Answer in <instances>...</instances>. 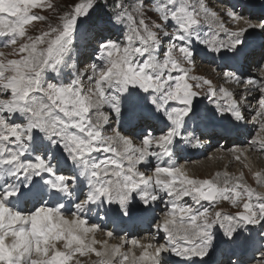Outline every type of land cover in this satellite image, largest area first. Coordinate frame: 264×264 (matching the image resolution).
Here are the masks:
<instances>
[{"label":"snow or ice","instance_id":"snow-or-ice-1","mask_svg":"<svg viewBox=\"0 0 264 264\" xmlns=\"http://www.w3.org/2000/svg\"><path fill=\"white\" fill-rule=\"evenodd\" d=\"M104 7L97 0H80L59 23H48L30 34L29 27L48 21L41 12L54 9L52 0H0V36L7 38L3 47L11 49L0 51V264H163L164 252L192 260L208 255L216 224L224 227L229 242L238 229L264 224V191L249 184L243 172L224 171L199 178L177 163L157 164L151 175L139 170L152 156H172L173 141L185 129L186 118L194 114L193 99L199 95L189 80L201 81L209 86L211 96L222 94L227 99L226 105L217 104L222 114L227 112L237 121L244 119L242 105L231 91L213 87L204 77L188 75L185 64H193L191 42L201 39L200 25L207 23L216 30L203 43L214 52L227 49L240 60L247 55L245 33L264 29V23L253 24L228 10L226 16L233 23L243 21L246 25L233 30L206 0H113L112 11L105 12ZM97 8L100 12L92 19ZM82 18L92 20L96 29L93 56L99 63L77 69L74 78L65 82L58 79L59 72L71 59ZM172 22L175 31L169 32ZM118 24L124 25L120 38L111 39L108 28ZM220 32L228 39H218ZM162 38H168L169 45L159 56ZM225 76L241 82L235 73ZM260 77H249L244 83L261 93L256 116L264 121V68ZM144 93L153 94L151 105L171 122L166 131L159 136L148 131L136 145L119 127L104 130L112 113L117 119L125 115L129 122L154 115ZM169 101L182 107L169 109ZM105 106L109 112L104 111ZM20 117L24 123L16 122ZM252 143L264 151V136L258 134ZM153 147L161 151L153 152ZM232 151L240 153L236 160H241V155L247 160L246 149ZM244 167L257 185L264 186V168L252 171L246 162ZM65 171L75 174L65 175ZM81 177L87 190L70 218L61 201L72 195V185ZM26 184L34 186L33 194L39 197V206L27 213L11 206L12 198L21 194V186ZM161 192L169 196V206L155 227L166 234L165 243L144 244L122 237L121 243L109 245L108 240L95 239L100 227L89 224L85 216L88 205L115 204L127 215L134 193L148 205L161 199ZM45 195L55 201L54 206L43 200ZM185 197L196 204L228 201L243 210L234 215H225L222 209L213 213L210 208L200 210L184 203ZM106 235L111 238L114 234ZM125 244L131 246L126 251ZM136 247L139 255L133 251ZM258 264H264V253Z\"/></svg>","mask_w":264,"mask_h":264},{"label":"rangeland","instance_id":"rangeland-1","mask_svg":"<svg viewBox=\"0 0 264 264\" xmlns=\"http://www.w3.org/2000/svg\"><path fill=\"white\" fill-rule=\"evenodd\" d=\"M208 1L209 0H206V2H208ZM249 1H252V0H249ZM78 2H80V0H52V3L54 5V9L44 10L42 12H41L40 9H34L33 11L41 12V14L46 15L49 19H48L47 22L37 23L35 28L29 27L30 34H36L39 30L46 28L48 23H52V24L59 23L60 22V18L63 16V14L66 13V12H70L73 9V6L76 3H78ZM97 2H98V4L105 5L103 11L109 12V11H112L113 10V6H112L113 5V0H97ZM128 2H132V0H128ZM253 2H257V3H259V5L260 4L261 5H264V0H253ZM214 4L215 5L216 4L217 5H220V3H217V2L214 3ZM215 5H213V7H212L213 9H215L217 7V5L216 6ZM220 8H221V6H220ZM222 8L226 12L228 10H234L235 12L239 13L242 17H245L247 19V16H244L246 14V12L240 13L241 11H240L239 8H237V9H231L230 8L229 9L226 6V4ZM99 12H100V9L97 8L96 11L91 14L92 15V19H95L96 18V14L99 13ZM226 12H225V15H226ZM150 15H152V18L154 20L156 19L155 14H150ZM260 17H262V15H259L255 19L253 18V19H249V20L251 22L253 21L252 22L253 24L254 23L256 24L257 22H259V21H261V20L264 19V17H262V19H260ZM90 24H92V20L83 19V18L78 22L77 32L75 34L74 41H73V49H74V51L71 53V59H69L67 61V64L61 67L60 72H59L58 79L67 82L68 79L74 78L77 69H81L82 70L84 68H88L89 65L92 64V63H99V61L96 60L95 57L93 56V50L96 47V43H97V41L94 39V37L96 36V31H94L93 33H91V34L88 35V37H89L88 40H90L89 41L90 43H86L85 44L84 40H78V39H84V36H85V39L87 38V36L85 35V31L88 30L87 28H88V26ZM225 25L228 28L230 27L228 24H225ZM117 26H121L122 28H124V25L118 24ZM231 26H232L233 29H236L237 27H241V25L238 26L235 23H232ZM243 27H246V25H244ZM112 31H113V27L109 26L108 31H107V35H109V37L111 39H114V40L115 39H119L120 38V32L115 33V34H112V33H110ZM167 31H169V32H174L175 31L174 22H172L171 25L167 27ZM198 31H199V34H200L201 39L200 40L193 39L192 42H191V47H192V50L194 52L193 64H191V65L185 64V67L189 69L188 75L190 77H204V78L212 81L213 87H215L217 89H219V88H225V89H227V90H229V91H231L233 93L235 90L232 87L229 86V81L231 82V81H235V80L234 79H231V78H228V77L225 76V73H233V72H230V70H228L226 67H223V66L215 67L216 65H214L212 63L205 62L202 59V57H201V55H203V54H216L217 53V52H214L211 49V47H209V45H207V44H205V43L202 42L204 39L211 38L212 37V34L216 31L215 30V27L214 26L213 27H209V25L207 23H203V24L200 25ZM250 31H252V29H249V32ZM249 32L247 31L245 33V39H246V36L248 37V33ZM0 37H2V40L0 41V51L10 52L11 51L10 48H4L3 47V43L6 41L7 38L4 37V36H0ZM217 38L220 39V40H227L228 39L227 35L225 33H223V32H220L219 33V36ZM82 42L85 44V45L83 44L84 46L81 45ZM177 43H179V42H177ZM168 45H169L168 38H162V44H161V47H160L159 51L157 52V55L162 56L164 50L168 47ZM198 45H200V46H198ZM193 46H194V48H193ZM85 53L87 55H85ZM218 53L220 55L231 54L227 49L222 50L221 52H218ZM73 65H75V66H73ZM261 68H264V49H263V52L260 53L259 63L257 61V64H253L248 69H249L250 72H253L256 75V76H254L255 78L260 79L261 78L260 77ZM222 73H223V75H221ZM179 74H180L179 72H174L173 73V75H179ZM56 75H57V73H51L50 74V76H56ZM239 77H241V82H240L241 84L244 83V81L247 80L246 79L247 76H245V75L244 76L243 75H240ZM222 80H225V81H222ZM188 82L194 86L193 87V90L194 91L198 92L201 97H204L203 98L204 100H205V98L207 99V102H206V110L207 111H210V113H207V114L211 117V119H209V118L207 119L208 121H212L213 123H215V122L216 123L226 122L228 124L231 123V121H235V120L232 119V116L229 113L225 112V113L222 114L219 110H217V104L218 103L225 104V105L227 104L226 101H222V99H223L222 98V94H218L216 97H213V96H211L208 93V87L209 86L207 84H202V82L201 81H198V80H189ZM226 82H227V84H226ZM196 84H201V87H199V88L195 87ZM245 86L246 85H244L242 87V91L240 90V93L238 95V98H236V99L237 100L244 99V101H247L245 103V105H248L247 106V108H248V107L253 106V102L254 101H250L249 99L246 100V98L248 97V95H250L251 93H253V90L251 88H247L246 89ZM248 86L249 87H252L250 85H248ZM144 95H146L148 97V103L151 105V99H152L153 94L152 93H144ZM260 98H261V95L259 93L258 99L260 100ZM176 102L177 101H169L168 102V105H166V107L169 108V109H171L173 107L174 108H177L178 105H175L174 104ZM207 103H209V105L211 106L209 109H207L208 106H209V105L207 106ZM250 103H252V104H250ZM256 104H258V103H256ZM155 107H156L155 105H151V108H152L153 112L156 114V113H158V111H155ZM257 110H259V107H258ZM215 113H220V114H222V116L217 117L215 115ZM166 119H167V117H166ZM191 121H192L191 116H190V118H187L186 119V122H185V132H182V135H183V139L181 138L182 141L185 138H187L188 140H192V138L188 137V134L192 131L191 130V126H192L191 125ZM259 121L261 122V120H259ZM16 122H18V123H24L25 121H24V119L22 117H20V118H17ZM235 122L238 123V121H235ZM170 126H171V122H170ZM113 128H116V126L115 125L110 126V127H106L105 126V129L104 130L106 132H111ZM257 130H259V129L257 128ZM162 132H164V131H162ZM159 134H162V133H159ZM187 139H185V140L187 141ZM186 141H183V143L181 142L182 143V145H181L182 148L185 147ZM231 143H235V141L232 140ZM220 144H221V142L220 143H217V145H215L213 147V149L210 150L211 152H209V153L207 152L205 155H203L201 157V159L196 160V161L193 160V161H195V164L194 163H191L190 164V162H187V163L190 164L189 165V168L192 167L189 170V172L190 171L193 172L192 174H194L195 172H196L195 174H198L199 171L201 172L202 169H198V167H196V163L197 162H201L203 160H210L213 157V154L216 153V150H218L220 148V146H221ZM151 151L156 152V150H151ZM176 154L177 153H174L173 157H171L170 160L167 159L166 161H164L162 163L161 162L158 163V159L157 158H154L152 164L149 163V165H148V172L150 174H152L151 172H152L153 168L157 164H163V165H167L169 163H177V164H183V165L186 164L184 161L178 160L177 159L178 156L176 157ZM98 155L103 156L104 153H99ZM178 155L180 157V154H178ZM181 159L183 160V157ZM218 162H219V160L216 161V163H218ZM255 163H256V168H258L259 170L262 169V168H264V162L263 163H262V161L259 162L258 159H257L255 161ZM253 167H255V166L252 164L251 165V169H253ZM144 168H145V170L143 171ZM225 169H226V166L223 169H220V171H225ZM139 170L145 172V174H146L147 169L142 164L139 165ZM217 172H219V166L215 167V165H213L208 171L205 170V171H203V174L200 173L201 176H196V177H199V178H211ZM240 172H243L244 173L245 178H246V180H247V182L249 184H251L253 187H256L259 191H264V189H262L261 187H259L255 183V180L252 177L251 171H249V170L245 171L244 164H234L233 163V164H231L229 166V173L234 174V175H238ZM72 173H74V172H72ZM64 174L65 175H69V176L70 175H73V174L70 173V171H65ZM147 175H149V174H147ZM81 180H83L82 177L80 178V180H77V183H75V185H73V186L75 188H77L78 187L77 185L80 184L79 182ZM73 190H74V188H73ZM86 190H87L86 187H83L80 184L79 185V188H77V191H78L77 193L81 194V193L85 192ZM139 197H140L139 195H137L135 193L133 194V200H132V203L130 205V211L133 210V209L142 208L140 206H136L135 203L133 202L134 199L135 200H138ZM38 199H39V197H38ZM83 199H84V195L82 194L81 198L78 197V202L80 200H83ZM162 199H164L163 203H161V200ZM169 200H170V198L166 194V195H164L158 201V204L162 206V208H161L162 212L158 210V207H160V206H158L157 207V211H159V213L161 212V214H160V217H159V219L157 221V224L160 223L161 217L164 216V214L168 211V208H166V207L169 205ZM184 200H185V202L183 201L184 203H186L188 205H191L193 208H196V205H198V204H196L193 201V199L191 197H185ZM37 201L38 200H36V203H35L37 206H35V204L31 206L30 205V202H27V206H25L23 208H25V210H27V208L30 210L34 206L33 209L30 210V211H34V209L39 206V202H37ZM201 202H203V203H201ZM201 202H200L201 204L199 205V208L197 207L198 209L203 210L204 208H210L213 213L215 212L214 210L219 211V210L222 209L223 212L225 213V215H234V213H232L233 211H237L238 212V211H242L243 210L242 207L233 206L228 201H219L215 205L209 204L208 201L207 202L201 201ZM139 203L140 204H138V205H142L143 206V204H141V203H143L142 200L139 201ZM132 205H133V208H132ZM150 205L151 204H148L146 206L149 207ZM29 206H30V208H29ZM90 206L91 205H88L87 208L85 209L86 213L88 212L87 210L89 209ZM164 206H165V209H164ZM218 206H219V208L217 209ZM115 207L118 209L119 206H115ZM94 208H96V207H94ZM229 210H231L232 212H230ZM69 213H70V211H69ZM72 213H73V211H71V214ZM71 214H68V216L71 217ZM87 219L89 220V218H87ZM89 222L90 223H93L92 220H89ZM219 225L220 224H216L214 226V228L212 229V232H214L213 236H215L214 237V240H213V243L215 242V244H212V247H211L212 249L210 248L209 249V252H208V255H206L204 257H210L212 255V253H214V251L218 249V245H220V243H221V240H220L222 238L221 236L226 237L225 235L222 234L223 232H220L219 229H217V226H219ZM254 228H255L254 225L253 226H250V228H244V229L242 228L241 231L238 232L239 235H237L234 238L235 241L233 243L234 244H238V245L245 244V246H247L250 243V241L252 239H254L255 233L257 231H258V239H260V241L263 240L264 239V224H260L259 227L255 228V231H254ZM103 230H104V232L108 231V229H102V228H100V231L103 232ZM109 230H111V229H109ZM215 231H217V232L215 233ZM153 232L154 231H152V233ZM118 234H120V231H119ZM142 234H145V233L143 232ZM125 235H126V233H124V235H120V236H125ZM118 237H119V235H118ZM162 239L163 238H161V240ZM157 241L159 242L160 240H157ZM125 247H126V245H124V248ZM124 248H123V250H125V251L128 250V246L125 249ZM263 253H264V251H263ZM170 254H171V252H164V253H162L161 258L162 259L163 258H166ZM162 256H164V257H162ZM91 259L94 260L95 257L93 256V258H91ZM261 259H262V253L260 254V256L257 259H254L253 262H251L250 264H258V261H261Z\"/></svg>","mask_w":264,"mask_h":264},{"label":"bare ground","instance_id":"bare-ground-1","mask_svg":"<svg viewBox=\"0 0 264 264\" xmlns=\"http://www.w3.org/2000/svg\"><path fill=\"white\" fill-rule=\"evenodd\" d=\"M220 3V5H217V7L214 9V10H216V11H218L219 13H220V16L223 18V20H224V22H225V24H228L230 27L229 28H231V29H233L232 28V26H231V24L233 23V22H231V20H229L230 18H228L226 15H225V10L222 8L224 5H225V3H222V2H220L219 0H209L208 2H206L207 4H208V6L209 7H213V5H215L214 3ZM242 2H244V0H242ZM252 2V3H251ZM247 3H248V6H250V7H254L255 6V9H263L264 10V5H262V7H260V6H258L259 5V3H257V2H253V0L252 1H248L247 0ZM215 5V6H216ZM227 5V4H226ZM220 6H221V8H220ZM238 8L240 9V6H238ZM213 9V8H212ZM237 9V8H236ZM243 12H246V14L244 15V16H247V19L249 20V19H255L256 17H258L257 16V14H259V12H257V13H249V12H247L245 9L243 10ZM242 12V13H243ZM262 17H264V16H262ZM262 17H260V19H262ZM243 18H245V17H243ZM246 18H245V20H247ZM253 22V21H252ZM255 24V23H254ZM259 24V23H258ZM239 25H241V27H243L245 24L243 23V21H241L240 23H239ZM238 25V26H239ZM233 30H235V29H233ZM255 30H252V31H250L249 32V30H248V37L246 38V41H248L249 40V42H252L254 45H258V41H254L253 39L255 38V37H257V34L259 33L260 34V28L257 30V31H255ZM115 32V31H114ZM113 31L112 32H110V33H113V34H115ZM257 39V38H256ZM2 40V37H0V41ZM252 43H250V44H248V48L251 46V44ZM198 46H200V45H198ZM193 48H194V46H193ZM200 49V48H199ZM263 49H264V47H263ZM263 49L261 50V51H257V52H254V51H252V50H249V51H247V56H246V59H245V61H244V64H246V62L248 63V62H250L251 63V66L253 65V64H257V61H258V63H259V56H260V53L261 52H263ZM235 61H237L236 59H235ZM242 65L241 66V69H242V73H244V74H240V75H245V76H247L248 78H249V76L250 77H254V76H256L253 72H250L249 71V67H247L246 65ZM257 68V67H256ZM221 75H223V73L221 74ZM246 77V79H248ZM222 81H225V80H222ZM226 84H227V82H226ZM242 85V86H241ZM244 85H246L245 83H237V82H235V81H229V86L230 87H232L235 91L233 92V94H234V96H235V98H238V95H239V93H240V90L242 91V87L244 86ZM241 87V88H240ZM245 88L247 89V88H251L252 90H253V93H251L250 95H248V97L246 98V100L247 99H249L250 101H257V99H258V96H259V91L256 89V88H254V87H249L248 85H246L245 86ZM247 94V93H246ZM260 95H261V93H260ZM206 99L204 100L203 99V103H202V105H201V107H200V111H206ZM222 101H226V102H228L227 101V99L226 98H223L222 99ZM238 101H240V103H241V105H242V108H243V111H244V120L246 121V133H247V135L249 134V137H246V135L244 134V136L242 137V136H240L239 134L237 135V137L236 138H233V139H229V138H227L226 136H222V135H219L217 132H214V133H212V136L214 137V138H216V144H210V145H208V147H207V149H206V145H204L203 147H200L199 146V149H200V154L198 155V157H193V158H191L190 160H186L187 162H190V164L191 163H194L195 164V161L196 160H199V159H201V157L203 156V155H205L207 152L209 153V152H211L210 150L211 149H213V147L215 146V145H217V143H220L221 142V146H220V148L218 149V150H216V153H214L213 154V157L210 159V160H203V161H201V162H197L196 163V167H198V169H202V171L200 172V173H202L203 174V171H208L213 165H215V167H217V166H219V172H224V171H220V169H223L225 166H226V169H225V171H227L228 173H229V166L231 165V164H244L245 162L246 163H249L250 165H254L255 167H253V169H252V171H255V170H259L258 168H256V163H255V161L258 159V161L260 162V161H262V163L264 162V151H261L260 150V147L258 146V145H254L252 142L257 138V136H258V134L259 135H261V136H264V132H262L261 131V127H262V124H264V121H259V120H261V119H259V117H256V111H257V109H258V107H259V105L258 104H256L255 105V107L253 108V109H251V107H248L247 108V106L248 105H245V103L247 102V101H244V99H239ZM225 102V103H226ZM175 105H178L177 106V108H179V107H182V105L179 103V102H176V103H174ZM250 104H252V103H250ZM174 108V107H173ZM104 111L105 112H109L110 111V109L107 107V106H105V108H104ZM199 111V112H200ZM162 112V111H161ZM160 111H158V115H157V117L158 118H163V120H161L160 122L161 123H163V121H164V123H165V125H164V127H163V129H159L157 126H156V124H153V129H154V131H155V133H154V136H159V135H161V134H159V133H162V131H165L166 129H167V127H169L170 126V122L169 121H167V119H166V116L163 114V112L161 113ZM199 112L197 111V112H195L194 114H190V116H191V119H192V121H191V125H192V128H191V130L193 129V127H195L196 126V129H201V127H203V126H205L204 125V123H203V120L201 119V116H200V118H199ZM255 114V115H254ZM215 115L217 116V117H220V116H222V114H220V113H215ZM204 116H205V119H211V117L205 112L204 113ZM247 117H249L248 119H247ZM253 118V119H252ZM126 120H127V118H125ZM138 119H139V117H137V119H135L136 121H138ZM187 119V118H186ZM232 119L233 120H235V118L234 117H232ZM110 120L112 121L113 120V118H110ZM235 121H237V120H235ZM186 122V121H185ZM241 122V120H239L238 121V124ZM113 123H115V120H114V122ZM201 124V125H200ZM221 124L224 126V125H228V123H226V122H221ZM221 125V126H222ZM138 126L140 127L141 126V129L144 127V126H147L146 124H145V122L143 121V120H140L139 119V122H138ZM229 126H231V125H229ZM233 127H236L237 125L236 124H234V125H232ZM220 127V126H219ZM257 128L259 129V130H257ZM257 130V131H256ZM124 135H126V136H129V137H131L132 139H133V142L136 144V145H140V143H141V140H142V138H143V136H142V134L141 135H139V136H136L135 137V135L133 134V135H131V134H129V133H126V132H123L122 130H120ZM182 132H185V129H182ZM158 133V134H157ZM252 133V134H251ZM190 134H191V132L188 134V136H190ZM211 135V134H210ZM210 135H208V136H205V138L202 140V143L204 142V143H207V142H210L211 143V141H209V137H210ZM255 135V136H254ZM223 137V138H222ZM181 138L183 139V135H182V133H181V136H178L174 141H173V144H172V146H171V151H172V156L171 157H173V155H174V153H177L176 154V157L178 156V154H180V151H181V155L184 153V151L187 149V146H186V148L185 149H183L182 147H181V145H182V140H181ZM185 139H187V138H185ZM184 139V140H185ZM235 141V143H231V141ZM177 142L179 143V145H177ZM233 145V146H232ZM182 148V149H181ZM233 149H246L247 150V152H246V157H247V160L245 161V156L244 155H241V160H236L235 159V155H240V153H233ZM151 150H156V152H159V151H161L159 148H156V147H153ZM205 150V151H204ZM204 151V152H203ZM171 157H167V156H165V157H162V158H160V159H158V163L159 162H164V161H166L167 159H171ZM154 158H157V157H155V156H152V157H150L149 158V163L150 164H152V162H153V160H154ZM182 158V157H181ZM193 160H195V161H193ZM217 160H219V162L218 163H216V161ZM185 161V163L186 164H184V165H186V167L188 168V170H190L192 167H190L189 168V163H187ZM149 163L148 164H142L143 166H145L146 167V169H147V171H146V175L147 174H149V175H151L149 172H148V165H149ZM163 165V164H162ZM188 165V166H187ZM198 165V166H197ZM200 166V167H199ZM236 166V165H235ZM260 167V166H259ZM261 168V167H260ZM213 169V168H212ZM244 169H245V171H247V170H249V168H246V167H244ZM145 170V168L143 169V171ZM198 172V174H192L193 172H189L190 173V175H192V176H201L200 175V173ZM152 173V172H151ZM209 174V173H208ZM8 182H11V180H8ZM0 183H3V180H0ZM77 183V182H76ZM75 185V184H74ZM80 185V184H79ZM79 185H77L78 187L77 188H79ZM259 186V185H258ZM259 187H261L262 189H264V186H259ZM72 188H74V192H75V194L77 195V197H68V198H66V199H64V200H62V202L61 203H63L65 206H66V203H68V202H71V201H73V204H76V203H78V194L79 193H77L78 191H77V188H75L73 185H72ZM79 190V189H78ZM36 191V188L34 187V186H32V185H22L21 186V194H19L18 196H16V197H13L12 198V201H13V203H12V205L11 206H13V207H15L17 210H21V211H24L25 210V208H23V207H25V206H27V202H30V205L32 206V205H34L35 203H36V200H38L37 202H39V199H38V197L37 196H35L33 193ZM73 195V194H72ZM164 195H166L165 193H163V192H161L160 193V196H161V198L164 196ZM43 200L44 201H47L48 202V204H49V206H54V203H55V201L50 197V196H48V195H45L44 197H43ZM52 200V201H51ZM160 200V199H159ZM159 200H157V201H155V202H153V203H151V205L149 206V207H147L146 205H144L143 204V206L142 205H138L139 204V201H141V198L139 197V199L138 200H135L134 199V203H135V205L136 206H140V207H142V208H139V209H133V210H131V211H129V214H127V215H124V214H122L121 212H119L118 210H117V208L115 207V206H118V205H115V204H108L107 202H105L103 205H102V207L104 208V209H106V211H109L110 213H114L115 211L116 212H118V214H120V215H122L123 217H127L128 215H130V214H133V213H135V211L134 210H139V211H142V213H143V215H144V218H145V220H148V219H153L154 217H155V214H157L159 211H157V207L158 206H160V207H158V210H160L161 211V208H162V206L161 205H159L158 204V201ZM205 202H207V201H205ZM201 203H203V202H201ZM209 204H211L210 202H208ZM35 206H37L36 204H35ZM211 206V205H210ZM34 207V206H33ZM33 207L31 208V209H33ZM199 207V206H198ZM206 207V206H205ZM212 207V206H211ZM30 208V207H29ZM97 208V207H96ZM219 208V206L217 207V209ZM30 209V210H31ZM30 210L27 208V210H25L24 212L25 213H27V212H30ZM35 210V209H34ZM63 211H64V214L66 215V216H68V214H71V212L69 213L68 211H66L65 210V208L63 209ZM214 211H216V210H214ZM230 212H232L231 210H229ZM237 211H233L232 213H236ZM161 213V212H160ZM88 214V212L86 213V211H85V216ZM105 214V213H104ZM70 217V216H69ZM104 218V220H106V221H108V217L107 216H103ZM71 218V217H70ZM86 218H87V216H86ZM88 222H89V220H88ZM145 223V222H144ZM89 224H93V223H90L89 222ZM259 225L260 224H258L257 226L256 225H254L255 226V228H257V227H259ZM115 226H120L121 227V225H119L118 224V222H116V224H115ZM250 226H253V225H247V226H245V227H242L243 229L244 228H250ZM214 228V227H213ZM242 228H240V229H238V232L239 231H241V229ZM255 228H254V231H255ZM217 229H219V231L220 232H223L222 234L224 235V227H222V226H217ZM156 231H160V230H157L156 229ZM253 231V230H252ZM107 232H112L114 235L111 237V238H109V237H107V235H106V233ZM126 232V231H125ZM217 231H215V233H216ZM119 233V230H117V227H114V228H112V231L111 230H109L108 229V231H106V232H104V230H103V232L102 231H98V232H96L95 233V239H97V240H100V241H103V240H108V243H109V245H113V244H118V243H121V238L122 237H127V238H129V239H132V238H135V239H137V240H139L140 242H142V243H144V244H147V243H149V242H151V243H153V244H163V243H165V240H161V236L159 237V238H157V235L156 234H154V236H151V234H142L141 232H139L138 231V233L136 234V233H134V230H133V234H127V236L125 235V236H120V234H118ZM162 233H163V230H162ZM142 234V235H141ZM213 234H214V232H213ZM249 234V233H248ZM118 235H119V237H118ZM156 235V236H155ZM239 235V234H238ZM242 235V234H241ZM215 237V236H214ZM221 237H223V236H221ZM245 237V236H244ZM238 239V238H237ZM157 240H160L159 242L157 241ZM221 240V243H220V245H218V248L219 247H221V245L223 244V242H222V240L223 239H220ZM213 244H215V242L213 243ZM126 245V247L128 246V248L129 247H131L130 245H128V244H125ZM97 247H100V245H97ZM125 247V248H126ZM222 247H223V245H222ZM124 248V249H125ZM212 249V248H211ZM133 251H135L136 252V254L137 255H139L140 254V249L138 248V247H136V248H133ZM216 252H217V250H216ZM171 254H173V255H175L174 253H171ZM172 255V256H173ZM165 256V255H164ZM164 256H162V257H164ZM213 256H214V253H212V255L210 256V257H204L203 258V260L205 259V261H209L211 258L213 259ZM166 257V256H165ZM168 257V256H167ZM166 257V258H167ZM257 257V256H256ZM93 258V257H92ZM166 258H161V261L163 262V260H164V262L165 261H167V259ZM163 262V263H164ZM222 263H224V262H222Z\"/></svg>","mask_w":264,"mask_h":264},{"label":"water","instance_id":"water-1","mask_svg":"<svg viewBox=\"0 0 264 264\" xmlns=\"http://www.w3.org/2000/svg\"><path fill=\"white\" fill-rule=\"evenodd\" d=\"M200 102H201V97H200V95H197L193 99V109H194V112H196L198 110L199 105H200Z\"/></svg>","mask_w":264,"mask_h":264},{"label":"trees","instance_id":"trees-1","mask_svg":"<svg viewBox=\"0 0 264 264\" xmlns=\"http://www.w3.org/2000/svg\"><path fill=\"white\" fill-rule=\"evenodd\" d=\"M113 6V5H112Z\"/></svg>","mask_w":264,"mask_h":264}]
</instances>
